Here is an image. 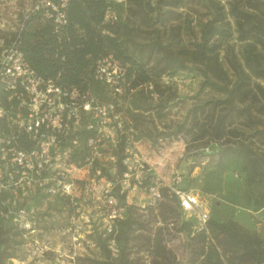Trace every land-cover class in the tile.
Instances as JSON below:
<instances>
[{"label":"rangeland","instance_id":"rangeland-1","mask_svg":"<svg viewBox=\"0 0 264 264\" xmlns=\"http://www.w3.org/2000/svg\"><path fill=\"white\" fill-rule=\"evenodd\" d=\"M31 1L0 0L3 33L12 31ZM117 10L118 20L113 26L118 39L149 75V80L140 82L132 92L133 109L127 112L140 136L143 154L150 158V172L160 177L161 188L168 187L174 175H180L178 185L198 192L211 218L233 219L247 235L264 238V78L253 72L264 68V47L255 40L238 37L226 0H179L174 4L165 0H125ZM212 28L215 34L210 37L208 31ZM202 49L205 58L199 61ZM212 64L223 69L221 78L212 70H207L206 77L202 74ZM241 69L249 76L244 87L238 89L235 72ZM89 90L99 99L109 96L97 82L91 83ZM213 109L216 114L231 117L238 132L233 141L248 143L261 160L224 156L217 142L197 138L194 118L205 120ZM80 195L85 207L91 205L90 189ZM140 197L134 193L132 204ZM34 204L45 205L50 226L61 227L67 222V203L62 198L44 202L37 199ZM130 209L133 223L127 233L122 234L125 226L118 224L121 243H127L121 260L106 257L97 231L88 225L80 234L47 231L42 237L49 241L50 249L42 263L34 262L39 251L15 245L12 231V240L3 253L21 259L34 257L31 264H201L202 247L208 251L212 243L220 249L221 236L209 229L200 232L195 226L196 217L179 209L170 188L164 189L156 208L132 205ZM184 220L192 223L189 231L180 230ZM241 253L242 248L238 255ZM86 257L102 262H90ZM209 257L208 264H219L212 262L215 257ZM237 261L264 264L249 254Z\"/></svg>","mask_w":264,"mask_h":264},{"label":"built area","instance_id":"built-area-1","mask_svg":"<svg viewBox=\"0 0 264 264\" xmlns=\"http://www.w3.org/2000/svg\"><path fill=\"white\" fill-rule=\"evenodd\" d=\"M67 1L32 0L12 31L36 15L40 24L48 22L58 33L68 22ZM124 1L109 0L104 23L117 22V6ZM19 44L18 37H0V224L9 229L11 240L14 233L17 247L39 251L37 263L50 249L42 237L47 231L80 234L85 225L96 230L111 257H117L118 224L129 207L156 208L162 197L160 177L150 172V158L143 154L127 112L133 109L136 86L126 76L125 63L112 54L85 69L84 88L66 86L37 73ZM93 82L105 88L108 98L90 92ZM180 181L176 174L167 184L180 210L196 217L195 226H205L209 209L198 192L180 187ZM88 189L91 205L85 207L80 194ZM134 193L141 199L132 204ZM52 197L67 203L69 216L61 227L50 226L45 205L34 204ZM33 258L8 257L5 263L12 259V264H31Z\"/></svg>","mask_w":264,"mask_h":264},{"label":"trees","instance_id":"trees-1","mask_svg":"<svg viewBox=\"0 0 264 264\" xmlns=\"http://www.w3.org/2000/svg\"><path fill=\"white\" fill-rule=\"evenodd\" d=\"M178 1L165 0V3L174 4ZM109 3V0H68L66 4L68 22L58 33L53 31L50 23L40 24L35 15L28 17L25 26L19 31H10L6 34L0 29V37H4L6 40L18 37L24 57L36 72L46 78L56 79L66 86L78 85L84 88L86 85L83 81L85 80V69L97 58L112 54L114 58L128 65L126 76L130 79L131 86L135 87L140 82L149 80V75L143 64L134 60L128 53L127 47L121 44L117 29L113 26L115 24L103 22L104 12ZM226 3L230 15L234 18L238 37L255 40L264 47V0H226ZM103 29L108 32H103ZM208 32L211 37L215 34V29L212 28ZM200 55L199 61H203L205 49L201 50ZM210 58L212 56H207V59ZM207 70H212L214 76L218 78L222 77L223 69L219 65L212 64L208 66V69L202 70L205 77ZM253 72L256 76L264 78V68L260 67ZM235 73L238 76L235 81L236 87L242 89L249 74L243 69L236 70ZM208 84H211V81H208ZM261 93L264 96V89H261ZM204 118L205 120L201 121L194 118L193 127L199 133L197 138L207 137V140L217 142L220 145V152L224 156L240 155L254 161L261 160L256 149L248 143L233 141L238 132L237 128L232 126V119L228 117V114H216L213 109ZM164 189L169 190L168 187L163 186L161 188L162 195ZM176 204L178 206L177 199ZM131 210L129 207L126 218L120 221L125 226L121 231L122 234L127 233L133 223L129 218ZM191 226L190 220H184L181 222L180 230L189 231ZM199 229L202 233L205 232V229H209L213 234L221 236L218 241L220 249L211 243L208 251H205L204 247L199 250V254L204 255L201 264H208V260L211 261L210 255L215 257L212 262L219 264H222L223 261L226 264H239L238 257L245 254L256 258L258 263L264 262V238L247 235L237 221L233 219L217 221L209 216L205 226L199 227ZM0 233V264H5L3 259H7L11 255L3 253V249L10 243L11 238H9V229L4 228L1 224ZM127 237L126 235V240ZM98 238L110 261L111 259H123L127 243L122 245L119 229L116 239L120 246V253L117 257H111L104 240L100 236ZM241 248L243 253L238 255V250ZM86 259L90 262H102V260L91 257H86Z\"/></svg>","mask_w":264,"mask_h":264}]
</instances>
